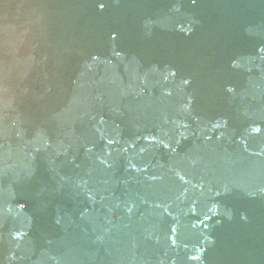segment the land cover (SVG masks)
<instances>
[{
  "label": "bare ground",
  "instance_id": "obj_1",
  "mask_svg": "<svg viewBox=\"0 0 264 264\" xmlns=\"http://www.w3.org/2000/svg\"><path fill=\"white\" fill-rule=\"evenodd\" d=\"M32 1L0 0V112L28 109L32 115L19 122L36 120L20 135L0 129V230L15 226L52 245L26 253L0 232V264H89L124 243L131 253L117 264H264L261 243L250 246L264 226V122L251 127L246 113L223 114L228 125L216 130L210 112L222 105L214 101L218 92L201 95L206 116L194 117L182 101L202 89L201 73L174 69L182 51L190 52L185 36L199 41L189 33L201 29L202 13L216 1ZM242 10L253 25L264 23V13ZM78 53L91 65L87 75L73 71ZM160 59L157 72L152 66ZM216 74L212 69L203 84ZM242 93L230 101L238 111L247 108ZM45 99L53 112L44 115L37 110ZM253 108L264 111V97ZM87 180L90 191L81 193L99 195L82 220L77 214L91 200L73 197ZM23 192L32 201L22 206L34 210H6ZM113 200L133 201L123 229L104 216ZM169 238L174 246L157 249ZM164 253L171 259L162 263L156 254Z\"/></svg>",
  "mask_w": 264,
  "mask_h": 264
},
{
  "label": "water",
  "instance_id": "obj_2",
  "mask_svg": "<svg viewBox=\"0 0 264 264\" xmlns=\"http://www.w3.org/2000/svg\"><path fill=\"white\" fill-rule=\"evenodd\" d=\"M59 1L62 6L65 5L64 2L66 0H59ZM112 1L115 4H117L118 1L120 0H112ZM215 1L216 2H214L206 12L202 13V16L200 18V20L202 21L201 29L198 31L192 30L189 33V36L190 37L193 36L194 38H196L195 35L197 34L199 41L196 42V39L194 41L193 38L192 39L190 38V40H188L187 42L186 41L187 36H185L184 42L188 46L187 49L190 52H186V51H182L183 53L180 52L182 53L181 62L178 59L177 62L175 63L174 69H176L179 73H183L187 69L197 70L201 73V77L203 78L202 80L203 83L205 82V80H207V76L211 75L212 69H215L217 70V74L215 76L216 80L213 82L214 84L213 83L203 84L201 82L202 89L196 91L193 90L191 92V96L184 97L182 101L183 103L182 105L188 107L190 113L192 112L194 114V117L204 118V116L206 115L202 113L203 112L202 108L206 107V105H203V103L206 102L205 99L206 96L208 95L206 93H209V91L212 90L215 93L218 92V96L216 97L217 100L214 101L220 100L221 104L225 108L231 111V112H224V109L222 111H218V109L222 107V105L219 104H216L217 106L215 105L214 109L211 110L210 113L213 112L214 114L213 119L211 121L216 122L214 126L216 127V130L218 131L222 130V128L219 127L222 121L225 127H227L228 125V123L226 122V118L223 114L228 115V117L229 116L238 117L239 115H244L246 113L247 114L246 116H248L247 118L249 120L247 125L252 127V125L258 124L257 122H264V111L262 112L259 111L258 113H256V110L253 108V106L257 102L261 101L262 97H264V38H263L264 33H261L264 32V23H262L260 26L253 25L252 22H250V20L248 21L250 16L247 15L246 12L242 10V8L248 6V8H250V10H248L249 12L253 11L255 14L264 13V0H224L223 3H221L220 0H215ZM33 3L35 6H37L41 3V0L40 1L33 0L31 2V5H33ZM126 5H130V4H126ZM43 12L45 11L43 10ZM51 13H53L52 18H50L49 16V11L48 14L46 11L44 13V16L47 19H49L51 22H53L52 21L53 19H57L55 18V16L57 17V15L56 12H51ZM258 17H264V14L262 15L259 14ZM25 20H27V18ZM28 20L30 19L28 18ZM49 23H50L49 21H46L47 27ZM247 24L251 26L249 27ZM246 27L247 29H250V31H247L246 33H242V31ZM48 29L50 30L49 27ZM194 31H196L195 35H194ZM48 36L51 37V39L53 38L52 40H54L56 45L60 44L59 41L57 40L58 38L54 32V29L53 30L51 29V33L48 34ZM172 50L175 51L177 50V48H174ZM176 52H178V50ZM78 55L80 54L78 53ZM81 58L82 57L80 55L79 57H77V61L74 63L73 71L74 70L76 71L75 73L77 76L87 75L86 67L91 66L89 62L84 63ZM162 65L163 64L161 59L159 61L156 60L154 62V65L152 66V69L157 72H160V67H164V65L163 66ZM62 68H64V66H62ZM181 77H182L180 78L181 80L179 79L180 83L183 79V76ZM253 81L255 82L254 85L251 84ZM237 91L238 93L242 91L243 92L242 94L246 95L247 103L244 105L247 106V108L244 109V111L241 110L238 111V109H234V105L231 106L232 102L230 101L236 98V96L232 95V93L233 92L236 93ZM203 94L204 95L206 94V96H203L202 98L201 95ZM60 99L62 98H59L58 100ZM49 100L45 99L40 104H38V106L41 107L40 110H37L38 113L41 114L43 113L45 115L53 112L52 111L53 106ZM58 100L53 104H56V107H61V104L63 102ZM0 103L6 104V99L0 100ZM208 104H209L208 106L214 105L211 102ZM23 111H25L23 114L22 113L19 114L17 112H10V110H7L5 112L3 111L0 112V129L2 128L4 132L6 131L7 134H12L13 136V135H20L22 130H26L25 129L27 127L26 124H30V122H32L30 125L35 128L33 121L36 120L34 119V117L31 118L34 120L25 119L24 122L22 123L19 122V120L24 119L22 117H26L24 116V114L28 113L30 116L32 115L28 111V109H25ZM207 111H209V109ZM255 113L257 116H255ZM259 129H253V132ZM258 132L262 133L263 130ZM25 135H32V133L27 131ZM91 186L92 184L90 180L81 182L79 185H77V190L79 189L80 192L78 193V195H76L73 198L79 203L82 201H86L88 197L90 200L94 199L92 196L99 194L94 193L93 195V191L91 192L92 195L91 193L90 194L81 193L82 191L83 192H86L87 190L90 191ZM35 188L39 189L38 186H35ZM164 190L168 192H172L170 188L164 187ZM23 194L26 197L16 198L13 201L14 205L11 207L8 206L9 208H6V210L8 209L9 211L12 212V214L13 213L16 214L17 212V214L19 213L18 215L21 216L28 215L30 213L28 211H33L35 208L33 205L30 208L28 206L26 207L22 206L32 201L27 198L29 194L28 192H23ZM62 202L63 203L62 204L60 203L59 205L65 206L67 207V209L68 208L70 209V205L67 201L63 200ZM93 202L91 200L89 201V203H83L84 206H81V209L83 208L82 209L83 212L82 214L80 213L77 214V217L81 218L82 220L89 219L88 218L90 213L89 210L93 209L89 206L91 204H97ZM112 203L113 204L109 205L106 211H104L106 213L104 216L106 219H108V222L111 223L112 225H115L117 229H123L126 220L125 218L127 216L132 215L133 213V210L129 209L133 201L128 202V201L118 200L116 202V200H113ZM93 220H98V218H94L91 221H89L90 224H93L92 223ZM126 223H127L126 225H128L127 221ZM262 227H263L262 231L260 229V232L253 236L254 238L251 240L250 246L252 248H255L258 246V243H261L263 247H259V248L261 249L263 255L264 226ZM0 232L4 236L3 239L0 238L1 240H3L8 245H10L11 243V247L16 246L20 251H24L26 253H32V254L37 253L40 255V253H38L41 252L40 248L46 251V248L52 245V244H45L44 239L37 238L34 235L28 233L27 231L18 229L15 226H13L12 229H8V228L1 229ZM47 239L50 240V238ZM182 239L183 241L187 240V242L185 243H189V242L194 243L192 239H189L188 237H183ZM164 242L165 244L163 245L162 243ZM164 242L158 241L156 244L157 249L160 248V251L165 252L166 249H169L168 244L172 246L175 245L174 240L170 238L164 240ZM148 244L154 245V243L151 242ZM127 246L128 245L124 243L122 244V246L117 245L113 249H108L105 252H101L89 264H117L119 262V259L122 258L123 256L122 254H124V256H130L129 253L131 252L128 251L130 248H128ZM123 247L125 248L127 247L126 251H123L124 250ZM156 259L163 263L171 258L164 253V254H156Z\"/></svg>",
  "mask_w": 264,
  "mask_h": 264
}]
</instances>
